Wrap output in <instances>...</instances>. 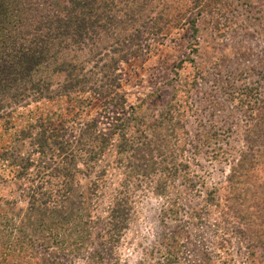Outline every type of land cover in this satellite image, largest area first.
I'll list each match as a JSON object with an SVG mask.
<instances>
[{"label":"trees","instance_id":"16d2710c","mask_svg":"<svg viewBox=\"0 0 264 264\" xmlns=\"http://www.w3.org/2000/svg\"><path fill=\"white\" fill-rule=\"evenodd\" d=\"M155 1L161 0H0V118L29 104L66 100L61 112L19 132L30 152L8 155L17 168L16 198L0 203V264H108L146 194L159 200L158 240L145 251L148 264H227L231 238L244 250L252 242L264 246V229L245 232L264 224V199L252 202L249 216L236 204L216 202L202 177L201 162L219 154L229 163V181L260 162L264 151L250 148L248 128L239 146L225 150L217 126L198 124L190 132L170 103L150 122L132 107L123 111L118 60L136 57L145 35L186 18L185 11L168 8L149 15ZM83 51L91 53L95 71L60 61ZM54 64L63 79L52 88L37 74ZM248 90L244 86L242 96ZM260 103L264 99L247 100L244 107ZM89 106L102 113L112 107L117 115L105 130L93 117L67 124L66 116ZM255 188L264 195L262 182ZM229 217L243 231L232 230Z\"/></svg>","mask_w":264,"mask_h":264},{"label":"rangeland","instance_id":"374dc122","mask_svg":"<svg viewBox=\"0 0 264 264\" xmlns=\"http://www.w3.org/2000/svg\"><path fill=\"white\" fill-rule=\"evenodd\" d=\"M161 1L149 5V15L168 8L185 11L186 18L176 26L168 25L161 32L152 33V37L145 35V39L137 41L136 57L118 60L115 73L120 80L117 93L123 98V111L132 107L137 117L150 122L163 105L170 103L190 132L199 128L198 124L217 126L220 131L215 129V133H220L219 139L223 140L221 148L239 146L245 135L243 131L248 128L250 148L264 151V105L244 107L247 100L264 99V0ZM155 26L161 27L162 22H156ZM91 56L84 51L67 52L60 61L80 64L85 70L91 67L90 70L95 71ZM117 56L118 53L108 54L109 59ZM55 66L57 64L50 65L37 74V78L49 81L52 88L63 79L62 74L55 72ZM244 86L251 87L246 100V94L242 96ZM65 106L63 98L37 102L17 109L8 118H0V203L16 198L12 177L17 168L10 163L8 155L21 157L32 150L29 141L19 132L34 125L38 118L55 116ZM83 112L79 116H66L67 124H79L93 117L97 118V126L105 130L112 116L117 115L112 107L102 113L89 106ZM231 150L225 152L232 153ZM220 155L209 164L201 162L206 171L202 174L205 188L214 190L216 202L236 204L252 215L255 212L252 202L260 197L264 199L255 188L256 182L264 184V156L244 178L229 181V163L219 159ZM158 209L159 200L151 194L137 199L129 227L115 252L108 257V264H148L145 251L158 240ZM228 221L232 230L243 231L236 219L229 217ZM263 229L264 224L260 226L256 222L245 232ZM245 251H248L246 257ZM227 253L226 257L232 256L233 260L227 264H244L247 260L251 264H264V246L255 242L249 243L244 250L231 238ZM189 254L190 250L185 255Z\"/></svg>","mask_w":264,"mask_h":264}]
</instances>
